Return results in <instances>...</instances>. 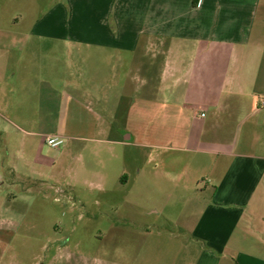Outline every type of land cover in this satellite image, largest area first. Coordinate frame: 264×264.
I'll list each match as a JSON object with an SVG mask.
<instances>
[{
  "label": "crops",
  "instance_id": "obj_1",
  "mask_svg": "<svg viewBox=\"0 0 264 264\" xmlns=\"http://www.w3.org/2000/svg\"><path fill=\"white\" fill-rule=\"evenodd\" d=\"M66 3L12 43L70 39L109 55H0L9 185L26 179L17 162L48 167L51 188L125 207L111 213L109 251L65 264H149L151 225L180 247H159L175 255L162 264H264V0ZM86 66L90 79L69 80Z\"/></svg>",
  "mask_w": 264,
  "mask_h": 264
},
{
  "label": "rangeland",
  "instance_id": "obj_2",
  "mask_svg": "<svg viewBox=\"0 0 264 264\" xmlns=\"http://www.w3.org/2000/svg\"><path fill=\"white\" fill-rule=\"evenodd\" d=\"M57 4H62L66 9L68 7L66 0H0V55H30L29 47H42L40 44L30 45L23 39L29 34L31 27L44 19ZM66 20V34H77L71 28L68 13ZM14 38L23 39L14 44ZM31 55L109 53L101 52L94 45L67 39L48 45L46 51L32 50ZM86 65H92V61ZM86 70V75H82L73 68L69 80L83 83L82 79L85 77L90 79L92 72L88 68ZM14 144L9 142L5 147L0 135V172L5 177L4 185H0V264H65L81 261L83 257L86 261L93 262L99 249L109 251L110 229L113 224L111 213L116 209L124 212L125 207L110 201L105 205H98L93 192L83 187L76 189L79 198L70 195L68 188L61 184L57 185L58 189L51 188L50 185L55 182L50 179L51 171L48 167H24L17 162V172L26 179L18 180L17 186H10L9 183L16 176L9 169L15 163V152L11 147ZM3 164L6 165L5 171L1 169ZM68 194L70 199L67 198ZM145 207L146 210H151L150 206ZM146 210H136L135 213L145 215ZM149 220H155V217L152 216ZM156 224L162 225V222L157 221ZM150 227L153 236L148 239L149 242L145 243V239L143 241L144 245L152 246V250L156 248V251L148 255V261L147 256L143 255L145 260L149 264H162L164 259H174V254H159V247L169 244L178 251V243L157 238L153 234L155 229L152 225ZM137 240L135 237V243Z\"/></svg>",
  "mask_w": 264,
  "mask_h": 264
},
{
  "label": "built area",
  "instance_id": "obj_3",
  "mask_svg": "<svg viewBox=\"0 0 264 264\" xmlns=\"http://www.w3.org/2000/svg\"><path fill=\"white\" fill-rule=\"evenodd\" d=\"M45 142L49 147L54 149L59 148L63 144V140L57 136L47 137Z\"/></svg>",
  "mask_w": 264,
  "mask_h": 264
}]
</instances>
